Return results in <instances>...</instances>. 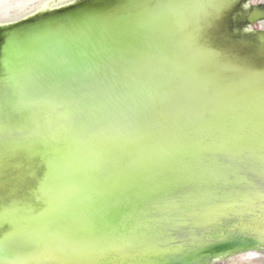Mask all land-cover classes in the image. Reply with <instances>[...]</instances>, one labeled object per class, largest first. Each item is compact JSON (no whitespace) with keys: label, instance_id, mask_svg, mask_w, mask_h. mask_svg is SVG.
I'll return each mask as SVG.
<instances>
[{"label":"water","instance_id":"obj_1","mask_svg":"<svg viewBox=\"0 0 264 264\" xmlns=\"http://www.w3.org/2000/svg\"><path fill=\"white\" fill-rule=\"evenodd\" d=\"M251 1L72 0L0 24V152L18 144L10 127L29 123L39 109L46 119L56 116L41 126L62 119L72 127L80 119L72 123L69 111L136 114L151 99L190 91L185 96L197 92L213 105L207 112L229 121L164 144L158 152L170 159L161 165L134 161L116 177L107 166L118 192L84 205L90 221L104 222L86 225L87 234L119 236L132 247H117L121 254H104L100 264H211L264 252V171L257 174L264 168V81L252 74L264 68V4ZM18 176L5 170L0 185L21 186L28 176ZM29 186L14 194L2 187L3 194L30 199ZM171 220L184 222L165 228ZM9 230L0 227V241Z\"/></svg>","mask_w":264,"mask_h":264},{"label":"bare ground","instance_id":"obj_2","mask_svg":"<svg viewBox=\"0 0 264 264\" xmlns=\"http://www.w3.org/2000/svg\"><path fill=\"white\" fill-rule=\"evenodd\" d=\"M70 1L72 0L62 4L50 2L34 13L47 9L50 4L62 6ZM177 74L187 77L181 70ZM179 78L176 79L182 83ZM189 92L180 97L177 92L176 94L169 92L168 98L164 96L154 101L151 99L144 106L145 109L139 110L142 112L136 114H132L129 109L126 111L127 114L117 113L116 111L120 110L116 109L112 113L90 118L89 113L92 111L88 112V109L69 111V114L65 111L72 116V123L80 119L72 127L70 122L62 119L48 121V124L53 125L48 128L41 126V123L55 119L56 116L50 114L46 119V112L40 113V109L34 110L32 121H27L31 124L9 126L15 134L12 137L17 136L19 140L18 144L12 146V150L0 152V173L5 170L16 171L18 178L27 176L28 178L23 179L21 186L18 185V180H14L12 184L0 185V227L8 226L11 238L20 232H31L34 226L32 234L21 235H27L30 239L29 244H34L41 250L39 254L21 255L22 258L16 261L12 259L9 264H26L25 260L30 258H40L37 260L39 262H36L41 264L43 262L40 261L53 257L68 264H91L90 262L95 261L100 264L97 259L104 254L120 255L117 247L131 248L130 241L120 240L119 236L87 234L89 230L86 225L104 222L102 218L97 219L98 217H95L97 220L90 221L93 218L86 214L84 205L93 203L100 196H105V193L113 195L118 192L115 190L118 189L116 186L111 188L109 185L107 166L112 168V173L116 177L122 174L119 167L134 161L153 160V166L161 165L170 159L158 152V148L160 150L164 144L171 141L176 143L178 137H186L194 132H197L198 138L207 125L213 123L229 124V121L220 118L217 112H207L213 105H209L210 102L198 96L197 92L191 97L185 96ZM112 101L115 103L117 99L113 97ZM62 113L59 112L64 117L66 114L64 111ZM94 115H98V112H94ZM0 129L5 128L0 124ZM47 130L57 134L51 136ZM246 143L248 141L244 142ZM156 152L158 156H154ZM249 154L260 155V153L242 155ZM23 159L24 161L20 162ZM3 161H8L11 166L7 163L4 168ZM263 171L264 168L257 174L262 175ZM28 185L30 199L26 195L19 197L9 195L7 198L8 193L3 194L4 188L14 194ZM63 211L69 213L64 216ZM183 222L171 220L165 228L178 229L182 227ZM58 227L61 229H56ZM60 231L64 232L61 234ZM227 257L216 259L214 262L264 264V252L259 251H246ZM115 261H111V264H115Z\"/></svg>","mask_w":264,"mask_h":264},{"label":"rangeland","instance_id":"obj_3","mask_svg":"<svg viewBox=\"0 0 264 264\" xmlns=\"http://www.w3.org/2000/svg\"><path fill=\"white\" fill-rule=\"evenodd\" d=\"M54 1H56L57 3L60 2L62 4L64 2H66L67 0H36L29 6V8L24 13H18L17 14L16 8L19 6V0H0V23H7V22H13V21L20 20L21 18L26 17L29 14H33L34 12H36V11L44 8L45 6H47L50 2H54ZM252 3H255V4L263 3L264 4V0H252ZM238 15H241V12H239V13L235 12L234 13V17H237ZM246 28H248V27H244L240 31L246 30ZM260 29H261V25H255V30L258 31ZM240 31H238V32H240ZM78 227H79V225H78ZM33 228H34V226H32L31 232L30 231H24V232L17 233L18 235H15V236L18 237L20 240H22L26 243H29L30 242L29 237H27V235L24 236L21 234H32L34 232ZM21 255H24V254L22 253ZM14 258L15 257H13V259ZM231 258L232 257H227V259H231Z\"/></svg>","mask_w":264,"mask_h":264},{"label":"snow or ice","instance_id":"obj_4","mask_svg":"<svg viewBox=\"0 0 264 264\" xmlns=\"http://www.w3.org/2000/svg\"><path fill=\"white\" fill-rule=\"evenodd\" d=\"M252 74L254 77L264 81V68L253 69ZM41 250L33 245L20 240L18 237L13 236L6 241H0V264H9V261L15 257L19 259L21 254L34 255L39 254Z\"/></svg>","mask_w":264,"mask_h":264},{"label":"flooded vegetation","instance_id":"obj_5","mask_svg":"<svg viewBox=\"0 0 264 264\" xmlns=\"http://www.w3.org/2000/svg\"><path fill=\"white\" fill-rule=\"evenodd\" d=\"M34 1H36V0H21V1L19 0V6L16 8L17 14L18 13H24ZM259 4H261V3H259ZM251 5L252 6L255 5V3H252V1H251ZM217 262H213L211 264H217ZM228 264H230V263H228Z\"/></svg>","mask_w":264,"mask_h":264}]
</instances>
